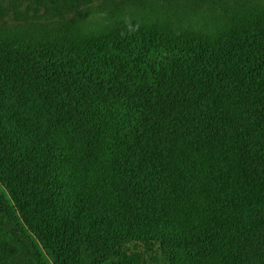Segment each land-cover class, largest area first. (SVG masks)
Returning <instances> with one entry per match:
<instances>
[{"label":"trees","instance_id":"trees-1","mask_svg":"<svg viewBox=\"0 0 264 264\" xmlns=\"http://www.w3.org/2000/svg\"><path fill=\"white\" fill-rule=\"evenodd\" d=\"M89 2L0 0L6 212L50 264H264V0Z\"/></svg>","mask_w":264,"mask_h":264},{"label":"rangeland","instance_id":"rangeland-1","mask_svg":"<svg viewBox=\"0 0 264 264\" xmlns=\"http://www.w3.org/2000/svg\"><path fill=\"white\" fill-rule=\"evenodd\" d=\"M104 0H90L89 4L93 5L90 9H85L82 5L77 6V10L86 12L90 15L97 13L101 9H105L112 5L111 1L106 0L108 6H102ZM210 0H155L158 8L170 6L174 4L180 8H186L193 5L197 8L198 13H205L208 9ZM97 11H96V7ZM78 11V12H79ZM9 20L10 16H3ZM5 196L2 187L0 186V243H3L4 248L0 247V264H50L43 251L35 242L33 237L26 231L20 222L8 214L4 204Z\"/></svg>","mask_w":264,"mask_h":264}]
</instances>
